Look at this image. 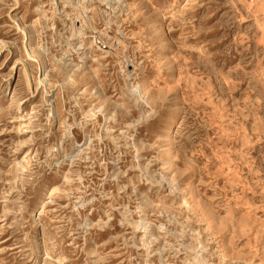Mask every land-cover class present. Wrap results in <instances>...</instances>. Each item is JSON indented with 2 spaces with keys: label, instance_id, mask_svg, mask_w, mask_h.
Wrapping results in <instances>:
<instances>
[{
  "label": "rangeland",
  "instance_id": "rangeland-1",
  "mask_svg": "<svg viewBox=\"0 0 264 264\" xmlns=\"http://www.w3.org/2000/svg\"><path fill=\"white\" fill-rule=\"evenodd\" d=\"M0 264H264V0H0Z\"/></svg>",
  "mask_w": 264,
  "mask_h": 264
}]
</instances>
